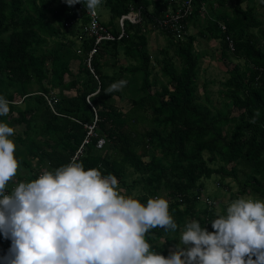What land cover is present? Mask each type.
<instances>
[{
    "label": "trees",
    "instance_id": "1",
    "mask_svg": "<svg viewBox=\"0 0 264 264\" xmlns=\"http://www.w3.org/2000/svg\"><path fill=\"white\" fill-rule=\"evenodd\" d=\"M228 1L197 0L186 25L196 24L203 15L201 4L209 14L206 25L183 40L158 32L173 49L172 56L164 50L158 61L165 80L160 84L152 78L147 52L151 30L146 24L175 10L173 0H102L97 9L106 10L109 17L104 22L99 12L100 23L115 36L117 20L131 9L141 8L143 23H125L124 36L103 41L91 57L95 45L86 32V0L74 6L66 0H0V96L11 102L9 114L0 116V122L15 129L10 139L21 165L18 172L27 170L30 182L38 173L69 164L87 137L85 125L95 123L105 145L97 149V138L90 137L78 162L85 170L116 176L122 194L145 206L155 196L170 199L169 214L177 230L155 228L146 235L151 250L166 258L175 246L167 249L157 242L171 243L169 234L183 232L186 222L197 220L213 231L215 206L197 208L203 179L218 175V186L229 190L225 179L232 178L237 185L232 199L249 194L264 201V34L259 45L250 31L260 27L254 5L243 9L246 0H233L227 9ZM219 23L233 38L234 52L228 50ZM198 38L220 42L219 59L228 78L220 83L219 106L198 94L201 55L194 48ZM121 56L134 64L122 65ZM74 61L78 68L73 73ZM121 79L128 82L124 88L131 87L130 81L135 84L136 96L129 99L126 112L117 105L124 99V88L106 91ZM257 110L259 117L250 123ZM141 118H147L149 128L136 127ZM126 169L137 177L130 183L125 181Z\"/></svg>",
    "mask_w": 264,
    "mask_h": 264
},
{
    "label": "clouds",
    "instance_id": "2",
    "mask_svg": "<svg viewBox=\"0 0 264 264\" xmlns=\"http://www.w3.org/2000/svg\"><path fill=\"white\" fill-rule=\"evenodd\" d=\"M102 0H86L95 16ZM67 5L81 0H66ZM126 80L107 93L122 90ZM0 96V116L10 112ZM259 117L257 110L250 123ZM13 127L0 122V236L10 241L0 264H264V201L239 198L211 220L212 232L192 220L166 258L151 250L150 230L176 231L169 202L149 198L146 206L119 190L116 176L85 170L77 158L30 182H18L20 161L9 139Z\"/></svg>",
    "mask_w": 264,
    "mask_h": 264
},
{
    "label": "rangeland",
    "instance_id": "3",
    "mask_svg": "<svg viewBox=\"0 0 264 264\" xmlns=\"http://www.w3.org/2000/svg\"><path fill=\"white\" fill-rule=\"evenodd\" d=\"M234 4L233 0H230L226 3V8L229 9L231 5ZM254 5L256 8V16L258 20L260 21V27L259 28H254L251 29L252 33H254L257 36L259 45L263 43V38L262 34H264V0H246L244 4H242V8L245 9L248 6ZM98 13L100 12L101 14V20L106 22L108 20V13L106 10L102 9H97ZM102 10V11H101ZM203 15L200 16L196 22V24H190L188 26V34H196L200 29L204 28L206 25V18H208L209 14L208 13H202ZM74 39L77 44L78 41L75 37H71ZM148 44H147V52L151 56V66H152V78H156L158 83H165L164 77H163V72L161 71V63L158 61H161L163 59V51L167 50L168 55L172 56L173 55V49L169 46L168 41L158 32H151L148 35ZM51 45V44H50ZM49 45V46H50ZM220 47V42L210 39V38H198L196 43L194 44L195 51L201 55V60H200V66H199V79H198V84H199V91L198 94L202 98H206V96L209 99V102L214 105V106H219L218 102V91L222 89L221 84L224 82L228 76L225 71V67L222 65L221 60L219 59V53L218 49ZM120 63L122 65H129V64H134L133 62H130L129 60L125 59L124 57H120ZM174 63L176 66L179 65V62L174 58ZM241 65V68L243 67L242 62H239ZM78 68V62L74 61L71 65V70L72 72H76ZM110 73H112V70H109ZM132 84L130 88H124V99L123 100H118L117 105L118 108L126 112L130 108V101L129 99L131 97L136 96V92L134 91V86L135 84L130 81ZM16 116L15 114H13ZM142 115V114H141ZM136 127L141 130V129H147L149 128L148 120L147 118H141L137 124ZM17 131L20 130L19 127L16 126ZM10 139V137H9ZM156 155H159L158 152L155 153ZM205 157L208 156L207 153L204 154ZM147 161V160H145ZM212 167H216V165H212ZM226 169H229V166H226ZM125 181L127 183H130L133 179L137 178L136 175L132 173L130 169L125 170ZM31 176L29 175L28 171L25 169L19 170L17 175L13 178L12 181L9 182L8 187L13 188V186L21 181L27 182V177ZM33 177V176H32ZM33 180V179H32ZM31 180V181H32ZM218 175H214L209 179H203V184H204V191H203V196L202 199L198 205L197 208L203 207L204 203L203 201L205 200L206 197L208 198H213L215 200V207H214V217L216 218L219 215H223L224 213L226 214V209L229 206V204L232 201H235V199H232V197L236 194L237 192V185L234 183L232 178H226L225 183H227L230 188L229 190L226 188H222L221 186H218ZM119 190L121 193H123L124 188L119 185ZM136 194V192H134ZM164 193L163 191L160 192V196H162ZM241 198H252L254 200L255 197L251 195H246ZM224 211V213H222ZM179 234L171 233L169 234V238L174 239L172 240L171 243H167L164 241V239H160L157 243L167 249H172L174 246L179 244L180 236Z\"/></svg>",
    "mask_w": 264,
    "mask_h": 264
},
{
    "label": "built area",
    "instance_id": "4",
    "mask_svg": "<svg viewBox=\"0 0 264 264\" xmlns=\"http://www.w3.org/2000/svg\"><path fill=\"white\" fill-rule=\"evenodd\" d=\"M196 1L197 0H173L174 4L176 5V9L175 10L169 9L162 16L158 18H153L151 22H148L146 24V29L151 30V32L164 31L168 34H171L175 40H183L185 36L188 35V27L186 25V21L194 12L196 8L195 6ZM205 10H206L205 5L201 4L199 8V13H203ZM87 14L89 16V24L86 28L87 30L86 32L91 37H94V45H95V47L89 53L90 57L95 53L96 47L99 44H101L103 41L121 39L125 34V31H124L125 23H129L131 25H140L143 23V15H142L141 8H138L136 10L131 9L128 13H126L125 15H122L117 20L118 35L115 36L112 32H110L108 29H106L104 26L101 25L97 10H96L95 16L90 15L88 10H87ZM218 27H219V31L221 32V34L224 35V40L228 47V50L230 52H234L235 50L234 41H233V38L229 34H227L226 26L223 23H219ZM88 67L90 68L89 62H88ZM90 71L93 73L91 69ZM85 127L88 130L87 137L83 141V144L76 151L71 161L73 160L74 157L78 159V157L81 154V149L83 145L88 143V140L90 137L97 138V142H96L97 149H102L105 145V139L95 132V128H96L95 123L92 125H85ZM41 174L42 173H38L36 175V178H38L39 175ZM156 197L158 196H155L153 198H156ZM164 199H166L170 204L171 201L168 197H164ZM203 203L209 207L215 206V201H212L208 197L205 198Z\"/></svg>",
    "mask_w": 264,
    "mask_h": 264
},
{
    "label": "crops",
    "instance_id": "5",
    "mask_svg": "<svg viewBox=\"0 0 264 264\" xmlns=\"http://www.w3.org/2000/svg\"><path fill=\"white\" fill-rule=\"evenodd\" d=\"M10 246V241H6L0 236V254L4 255Z\"/></svg>",
    "mask_w": 264,
    "mask_h": 264
}]
</instances>
